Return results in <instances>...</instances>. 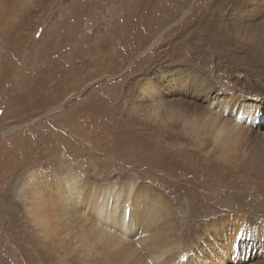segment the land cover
I'll use <instances>...</instances> for the list:
<instances>
[{
  "label": "rangeland",
  "instance_id": "374dc122",
  "mask_svg": "<svg viewBox=\"0 0 264 264\" xmlns=\"http://www.w3.org/2000/svg\"><path fill=\"white\" fill-rule=\"evenodd\" d=\"M208 1L0 0V264H82L63 242L46 237L28 215L29 209L33 211L25 174L28 166L39 173L46 171L47 178H52L62 162L72 165L89 182L117 179L120 184L124 177H134L149 185L145 187L156 188L150 196L165 203L172 215L156 234L168 241L180 236L189 249L171 254L174 261L164 262L169 257L166 251L154 255L146 250V241L139 239L141 242L138 240L128 253L137 264H192L217 260L226 251L228 259L223 258L221 264H246L250 258L264 255L255 250L257 241L264 240V206L259 200L253 202L256 183L248 184L249 176L236 178L224 171L213 174L201 153L194 155L200 157L197 162L174 163L180 154L174 156V130L167 127L147 136L152 145L132 137L131 131H114L116 119L136 133L140 125H149V121H137L133 110L137 102L145 100L141 99L140 85L160 83L165 89L167 78H178L192 66H204L200 58L192 56V51L205 53L206 49L198 38L202 30L192 19L206 12ZM212 3L224 10L237 5L233 0ZM159 73L162 76H156ZM186 77L181 78L185 81ZM95 101L101 106L92 112ZM165 132L168 136L163 142L160 134ZM43 135L56 136L58 149L49 139L41 140ZM22 143L29 150L13 158L16 163L3 156L8 144ZM143 151L151 155L143 157L139 154ZM26 153L36 160H28ZM46 154L52 157H44ZM44 181H38L44 193L55 196V189L45 186ZM174 195L180 196L186 215L189 209L183 201L188 196L194 199L201 218L188 225L174 209L180 207H174V199H178ZM95 200L90 194L87 207ZM137 205L134 221L145 208ZM56 214L63 213L53 203L49 215ZM220 215L225 222L218 220ZM214 221L224 226V235L215 236L214 226L202 232ZM233 226L239 229L229 231ZM229 233L230 240L237 238L239 245L250 241L241 246L239 257L229 256V246L220 255L221 243ZM105 259L104 264H117L120 258L113 259L107 252Z\"/></svg>",
  "mask_w": 264,
  "mask_h": 264
},
{
  "label": "bare ground",
  "instance_id": "6f19581e",
  "mask_svg": "<svg viewBox=\"0 0 264 264\" xmlns=\"http://www.w3.org/2000/svg\"><path fill=\"white\" fill-rule=\"evenodd\" d=\"M212 2L208 1V9L204 14H197L192 19L197 28L202 30L198 32V38L206 45L205 53L192 51V56L200 58L204 66L197 63L200 66H192L190 71L181 73L187 76L185 81L182 76L167 78L165 89L160 83H152L149 87L145 83L140 85V96L145 100L137 102L133 110L137 121H149V125L139 124L136 133L116 119L114 131H131L132 137L144 139L152 145L148 137L157 133L160 127L174 130V156L180 154V159H174V163L197 162L200 157L194 155L201 153L213 174L224 171L225 175L236 178L249 176L247 183H256L257 193L253 202L259 200L264 206L261 191L264 190V124H260L264 121V0H238V3L233 0L237 5L230 10L214 8ZM156 76H162V73ZM99 106L98 101H95L92 112ZM85 116L92 117L88 114ZM153 126L155 129L152 132L145 131ZM160 135L164 142L167 132ZM40 139H49L54 149H58L55 141L59 139L56 136L43 135ZM157 144L160 145L158 140ZM122 145L126 148L125 142ZM131 145L133 147L135 143ZM7 146L10 148L3 156L14 163L17 161L13 158L29 150L24 143ZM32 147L40 150L38 145ZM31 153L25 154L27 159L36 160V156L31 158ZM139 154L144 157L151 155V152L143 151ZM44 157L50 158L52 155L46 154ZM53 172V177L47 178L46 171L39 173L33 170L32 165L28 166L25 174L33 197V211L29 209L28 215L43 228L46 237L63 242L68 252L82 264H104L107 252L113 255V259L119 255L117 264H137L129 259L128 253L139 239L146 241V250L154 255L166 251L169 257H165L164 262L174 261L171 254L176 256L179 251L182 250V254L189 249L187 243H182L180 236L168 238V241L156 234L160 232L161 223L172 217L165 203L150 196V192L156 188L145 187L149 185L142 184L134 177H124L120 184L117 179L89 182L88 178L82 177L77 169L65 162L56 166ZM40 179L45 180V186L55 189V196L44 193L38 184ZM19 189L26 190L23 187ZM90 194L96 196V200L87 207ZM174 196L178 198L174 199V207L180 206L174 209L184 216L188 225L201 218L200 208L194 199L185 197L183 205L189 209L186 215L179 202H182L180 196ZM137 202L145 208L140 218L134 221L132 218L138 209ZM53 203L60 206L63 214L50 217L49 207ZM218 220L222 223L226 221L223 215ZM214 224L215 221L209 227L203 226L202 232H208L214 226L215 236L224 235V226ZM235 226L230 227L229 231H237L239 226L237 229ZM229 234V237L225 235L226 238L221 240L220 255L229 246L232 248L229 256L239 257V251H243L242 247L250 241H242L239 245L237 238L230 240ZM251 237L255 238L256 235ZM255 250L258 254L264 253V240L257 241ZM227 254L228 251L217 260H199L192 264H221L223 258L228 259ZM255 262L264 264V255L254 256L246 264Z\"/></svg>",
  "mask_w": 264,
  "mask_h": 264
}]
</instances>
